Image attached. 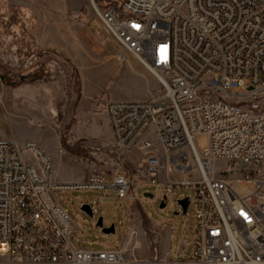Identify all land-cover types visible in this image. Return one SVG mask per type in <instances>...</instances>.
Masks as SVG:
<instances>
[{"label": "built area", "instance_id": "1", "mask_svg": "<svg viewBox=\"0 0 264 264\" xmlns=\"http://www.w3.org/2000/svg\"><path fill=\"white\" fill-rule=\"evenodd\" d=\"M88 1L101 29L159 84L147 101L104 107L112 150L144 157L131 169L122 159L111 174L57 184L35 144L0 141V264H264V0ZM144 184L162 188L164 206L174 189L191 192L179 199L193 205L191 257L141 262L123 248L75 245L57 191L137 202L133 191Z\"/></svg>", "mask_w": 264, "mask_h": 264}, {"label": "rangeland", "instance_id": "2", "mask_svg": "<svg viewBox=\"0 0 264 264\" xmlns=\"http://www.w3.org/2000/svg\"><path fill=\"white\" fill-rule=\"evenodd\" d=\"M160 92L157 80L101 29L88 0H0V121L17 120L10 123V133L19 145L33 142L49 158L57 184L111 174L122 159L128 169L140 163L144 153L138 148L112 150L106 117L97 107L107 101H147ZM194 142L201 153L206 137ZM25 157L38 164L30 153ZM234 189L240 196L249 191L239 183ZM160 192V186L144 184L133 191L137 202L117 200L111 191L65 190L55 196L81 249L122 247L147 262L168 253L169 231L170 258L188 259L193 205L184 215L177 201L192 194L174 189L161 209ZM82 205L91 206V216ZM100 218L103 227L114 225L113 234L96 226Z\"/></svg>", "mask_w": 264, "mask_h": 264}, {"label": "crops", "instance_id": "3", "mask_svg": "<svg viewBox=\"0 0 264 264\" xmlns=\"http://www.w3.org/2000/svg\"><path fill=\"white\" fill-rule=\"evenodd\" d=\"M85 94V92H84ZM108 102V101H107ZM105 103H103L102 105H99V107H97L99 109V112H102L103 115H105L106 117V122H105V129L108 131V138L110 140V142L112 141V134H111V130H110V126H109V121H108V118H107V115L105 113V110H104V107H105ZM1 110V108H0ZM11 117V116H10ZM13 121H17V120H14L12 119L10 122L8 123H2L0 121V141H7V142H10V143H13L17 146H22V145H19V143L17 142L16 139H14L13 135L10 133V123H12ZM95 126V125H94ZM27 143H33V142H27ZM34 144V143H33ZM36 162H37V159L33 158ZM92 175V174H91ZM91 175H89L88 177H90ZM145 194H150V193H145ZM144 194V196H145ZM152 194V193H151ZM146 197V196H145ZM148 198V197H147ZM152 199V198H151ZM161 227H165V226H161ZM165 229V228H164ZM163 229V230H164ZM166 231V230H164ZM167 234H168V247H167V250H168V254L170 255L171 257V247H170V236H169V231H167ZM119 248H122V247H119ZM179 254V253H178Z\"/></svg>", "mask_w": 264, "mask_h": 264}, {"label": "water", "instance_id": "4", "mask_svg": "<svg viewBox=\"0 0 264 264\" xmlns=\"http://www.w3.org/2000/svg\"><path fill=\"white\" fill-rule=\"evenodd\" d=\"M145 196L150 198V199L152 198V194L151 193L150 194H145ZM177 204L181 208V213L185 214L186 211H187V208H188V200H187V198H184L182 200H178ZM164 207H165L164 206V201L162 200V202L160 203V208L162 209ZM81 210L86 212L90 216L92 215V212H91L90 208L88 206H86V205L82 206ZM96 226L101 229V232L103 234L109 235V234H113L114 233V225H110L109 227H103L101 218L98 220Z\"/></svg>", "mask_w": 264, "mask_h": 264}]
</instances>
